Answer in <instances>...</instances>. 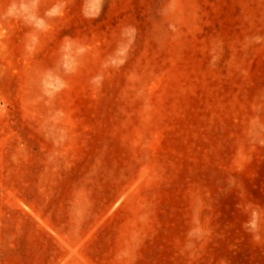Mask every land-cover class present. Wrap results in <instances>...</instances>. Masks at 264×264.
I'll use <instances>...</instances> for the list:
<instances>
[{
	"label": "rangeland",
	"instance_id": "374dc122",
	"mask_svg": "<svg viewBox=\"0 0 264 264\" xmlns=\"http://www.w3.org/2000/svg\"><path fill=\"white\" fill-rule=\"evenodd\" d=\"M83 2L0 19V264H264V0Z\"/></svg>",
	"mask_w": 264,
	"mask_h": 264
},
{
	"label": "clouds",
	"instance_id": "9594fccd",
	"mask_svg": "<svg viewBox=\"0 0 264 264\" xmlns=\"http://www.w3.org/2000/svg\"><path fill=\"white\" fill-rule=\"evenodd\" d=\"M105 0H84L81 12L86 19H97L104 8ZM40 0H11L7 9L0 15L2 18H14L23 20L26 24L31 26L35 32L31 34L32 43L38 42V36L35 33L47 31L50 27L48 21L60 17L64 14L67 7V0H56V2L48 8L43 15L39 12ZM137 29L128 25L121 31V43L117 46V49L111 57L103 65L107 67H119L121 66L131 49V45L136 38ZM65 43L61 47V58L57 68L49 69L44 74L41 85L46 94L55 93L67 86L66 81L59 75L62 69L65 73L74 72L78 66L76 60L77 56H81L85 53L86 48L84 46L76 45L75 41L70 36H65ZM32 50L31 47L28 48ZM103 81V75L98 74L93 77L92 83L99 86ZM255 227V222L251 224Z\"/></svg>",
	"mask_w": 264,
	"mask_h": 264
}]
</instances>
